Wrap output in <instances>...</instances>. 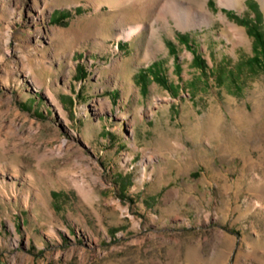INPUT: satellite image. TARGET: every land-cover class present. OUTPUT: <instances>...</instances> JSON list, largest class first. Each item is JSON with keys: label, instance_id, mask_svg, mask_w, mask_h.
<instances>
[{"label": "rangeland", "instance_id": "rangeland-1", "mask_svg": "<svg viewBox=\"0 0 264 264\" xmlns=\"http://www.w3.org/2000/svg\"><path fill=\"white\" fill-rule=\"evenodd\" d=\"M110 1L0 0V264H264V0Z\"/></svg>", "mask_w": 264, "mask_h": 264}, {"label": "bare ground", "instance_id": "bare-ground-1", "mask_svg": "<svg viewBox=\"0 0 264 264\" xmlns=\"http://www.w3.org/2000/svg\"><path fill=\"white\" fill-rule=\"evenodd\" d=\"M113 1V2H112ZM175 1L173 2L172 7L168 6L165 8L166 13H172L173 17H175L177 23L182 26L189 27L190 25H193L195 22H198L196 19V15L194 14L196 12V7L194 4V0H170ZM208 0L202 1V7L201 9H198L199 12L203 18V20H211L212 19V12L206 7ZM159 2V0H111L109 3H111V6H122L127 5L133 7V12L130 15H121L118 19V22H122L124 24H127L130 21H133L137 19L138 17H141L142 15H145L149 11L153 9V7ZM221 3H225L228 5H239L242 3V0H220ZM155 8V7H154ZM181 10V11H180ZM182 12V15H181ZM167 21L170 22V20L167 17ZM120 24V23H119ZM196 24V23H195ZM143 28V25H139L137 27H130V29L126 28L123 31L124 36L132 37L134 34H137L141 32ZM123 34H120L119 37H122ZM162 44V43H161ZM163 45V44H162Z\"/></svg>", "mask_w": 264, "mask_h": 264}, {"label": "trees", "instance_id": "trees-1", "mask_svg": "<svg viewBox=\"0 0 264 264\" xmlns=\"http://www.w3.org/2000/svg\"><path fill=\"white\" fill-rule=\"evenodd\" d=\"M65 17V16H64ZM241 20L247 25L248 32L254 37V51L255 53L250 58V62L254 64H261L264 66V29L260 26L261 21V13L258 14L257 19H245L241 18ZM180 37L185 39L186 42H188L189 35L187 33H181ZM187 45H190V43ZM195 59L200 63L203 64V58L201 54L196 53ZM152 66H149V69L151 70ZM145 70V71H147ZM143 72V71H142ZM158 77L163 78L162 76L158 75Z\"/></svg>", "mask_w": 264, "mask_h": 264}]
</instances>
